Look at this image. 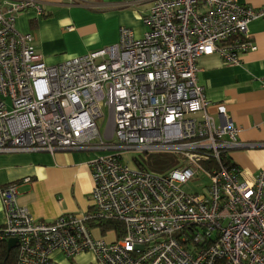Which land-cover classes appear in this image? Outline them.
<instances>
[{
	"label": "built area",
	"instance_id": "1",
	"mask_svg": "<svg viewBox=\"0 0 264 264\" xmlns=\"http://www.w3.org/2000/svg\"><path fill=\"white\" fill-rule=\"evenodd\" d=\"M135 2L151 3L142 38L121 28L118 43L47 66L32 34L15 29L26 10L44 16L39 2L0 0V153H111L88 162L91 209L81 215L38 221L17 203V183L0 187V244L16 240L15 264L86 251L100 264H264V173L248 182L228 165L240 129L223 111L217 124L206 113L196 79L199 57L236 64L253 49L248 26L264 10L237 0ZM155 154L177 166L161 176L136 167ZM93 221L119 222L123 236H94Z\"/></svg>",
	"mask_w": 264,
	"mask_h": 264
},
{
	"label": "crops",
	"instance_id": "2",
	"mask_svg": "<svg viewBox=\"0 0 264 264\" xmlns=\"http://www.w3.org/2000/svg\"><path fill=\"white\" fill-rule=\"evenodd\" d=\"M37 1L44 16L37 18L26 10L17 16L15 29L32 34L35 51L47 66L118 43L121 28L140 39L145 33L142 17L151 8V3L135 0ZM237 1L264 10L263 0ZM248 36L253 49L240 55L236 64L225 63L218 54L199 57L196 79L208 101L206 113L217 124L223 111L240 129L238 140L244 147L228 151L227 156L242 177L253 182L264 173V18L249 24ZM89 152L93 151L0 153V187L17 183V203L38 221L81 215L91 209ZM26 178L30 181L23 183ZM3 223L0 200V226ZM104 238L116 239L114 233Z\"/></svg>",
	"mask_w": 264,
	"mask_h": 264
},
{
	"label": "trees",
	"instance_id": "3",
	"mask_svg": "<svg viewBox=\"0 0 264 264\" xmlns=\"http://www.w3.org/2000/svg\"><path fill=\"white\" fill-rule=\"evenodd\" d=\"M177 158L167 154H155L140 157L135 159V165L138 169L149 172L154 175H164L169 170L175 168L177 165ZM228 165L232 166L231 162ZM88 226L93 231V235L98 234L97 237H104L106 233H114L115 240L123 236V225L115 221H101V222H88ZM0 264H15V250L10 251L6 258V245L0 244ZM217 264H226L224 260H220Z\"/></svg>",
	"mask_w": 264,
	"mask_h": 264
},
{
	"label": "rangeland",
	"instance_id": "4",
	"mask_svg": "<svg viewBox=\"0 0 264 264\" xmlns=\"http://www.w3.org/2000/svg\"><path fill=\"white\" fill-rule=\"evenodd\" d=\"M142 38V37H141ZM104 115H107V110H104ZM102 122V121H101ZM100 131L101 133L104 131L105 129V125H106V118L103 120V122L100 124ZM89 155L91 156V159H95L97 157H102V156H107V155H111V153L109 152H104V151H99V152H89ZM125 161L130 162L131 161V157L129 154L124 156ZM200 183H203L201 180H199ZM199 182L195 181L193 183H188L184 189L185 190H193L196 189L197 185H199ZM110 234V232L106 233V235ZM52 259H53V264H71L70 262L67 261V259L65 258V256L60 253V252H55L52 255ZM73 264H100L96 261V257L94 255V253L92 251H86L83 253H80L78 255H76L74 257V263Z\"/></svg>",
	"mask_w": 264,
	"mask_h": 264
},
{
	"label": "water",
	"instance_id": "5",
	"mask_svg": "<svg viewBox=\"0 0 264 264\" xmlns=\"http://www.w3.org/2000/svg\"><path fill=\"white\" fill-rule=\"evenodd\" d=\"M241 148H243L242 146H240ZM240 147H237L236 149L240 148ZM72 152V151H71ZM16 246V240L15 239H11L7 242L6 244V258L8 257L11 249H13L14 247Z\"/></svg>",
	"mask_w": 264,
	"mask_h": 264
},
{
	"label": "bare ground",
	"instance_id": "6",
	"mask_svg": "<svg viewBox=\"0 0 264 264\" xmlns=\"http://www.w3.org/2000/svg\"><path fill=\"white\" fill-rule=\"evenodd\" d=\"M65 152H66V151H65ZM231 167L235 168V166H234V165H232Z\"/></svg>",
	"mask_w": 264,
	"mask_h": 264
}]
</instances>
